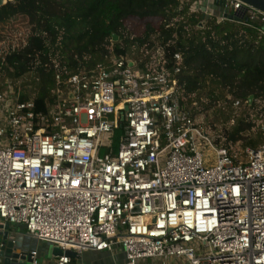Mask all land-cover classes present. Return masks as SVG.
<instances>
[{"label": "built area", "instance_id": "1", "mask_svg": "<svg viewBox=\"0 0 264 264\" xmlns=\"http://www.w3.org/2000/svg\"><path fill=\"white\" fill-rule=\"evenodd\" d=\"M211 1L221 12L205 16H248L264 37V13ZM174 60L142 49L56 74L44 110L37 93L22 102L1 89L0 225L63 252L118 248L125 264H264V144L243 158L217 145L186 106Z\"/></svg>", "mask_w": 264, "mask_h": 264}, {"label": "trees", "instance_id": "2", "mask_svg": "<svg viewBox=\"0 0 264 264\" xmlns=\"http://www.w3.org/2000/svg\"><path fill=\"white\" fill-rule=\"evenodd\" d=\"M197 1L7 0L0 7V28L29 36L24 45L10 48L0 59V73L16 78L15 71L23 67L24 73L32 74L36 108L44 110L56 74L66 80L106 65L113 57L140 54L157 45L169 66H174L176 54L181 55L177 79L186 106L201 95L211 102L230 96L232 104H246L264 121V37L246 25L259 22L247 16L245 24L218 23L195 9ZM15 92L22 102L30 99ZM255 127L248 118L234 121L223 132L224 146L244 142V147L258 149L264 144V123L254 136L245 137Z\"/></svg>", "mask_w": 264, "mask_h": 264}, {"label": "rangeland", "instance_id": "3", "mask_svg": "<svg viewBox=\"0 0 264 264\" xmlns=\"http://www.w3.org/2000/svg\"><path fill=\"white\" fill-rule=\"evenodd\" d=\"M7 1V0H6ZM203 5L213 10L214 14L218 15L221 11L217 4L212 3L211 0H204ZM29 34L26 33L23 37H18L13 34L7 27L0 28V59L9 51L10 48H18L26 43ZM119 41V40H118ZM158 46L153 48V51H157ZM136 53V52H135ZM136 55V54H133ZM1 68H4L2 66ZM17 77L9 78L5 77L6 72L0 73V88L4 89L8 85L11 86L15 91H20L21 94L25 93L31 97L36 93V86L32 84V74L24 73L23 67H19L15 71ZM201 99L196 100L192 105H188L190 110H195L194 117L197 123L203 125L206 130L214 137L215 141L220 140V145H226L225 139L222 137L225 130H229L234 125V121H238L241 118H248V121H254L256 127L245 134V137H252L258 131L264 121L259 120L257 112L252 108L250 109L246 104L239 107H234L232 104L233 98L227 96V101L211 102L207 95H201ZM215 103V105H214ZM244 142H238L235 145H231L228 148L231 149L233 155L239 158L245 157V150L248 148L244 147ZM227 146V145H226ZM208 157L212 158V154L205 150L204 152ZM26 233V232H24ZM41 247L45 251V256L50 259L54 245L49 243L41 242ZM41 256V255H40ZM43 262V257L40 258Z\"/></svg>", "mask_w": 264, "mask_h": 264}, {"label": "water", "instance_id": "4", "mask_svg": "<svg viewBox=\"0 0 264 264\" xmlns=\"http://www.w3.org/2000/svg\"><path fill=\"white\" fill-rule=\"evenodd\" d=\"M242 3L252 7L253 9L264 13V0H239ZM6 4L5 0H0V7ZM196 10H201L204 13L206 11L205 6H195ZM229 20L242 23L243 19L239 15H226ZM118 37L114 36V41H117ZM73 256L74 252L65 251L63 252L60 248L55 247L52 251V256L50 259L43 257V262H41L39 257H33L32 253L24 252L22 249L18 248L16 242L11 240L9 237V225H0V264H53L54 261L61 255Z\"/></svg>", "mask_w": 264, "mask_h": 264}, {"label": "crops", "instance_id": "5", "mask_svg": "<svg viewBox=\"0 0 264 264\" xmlns=\"http://www.w3.org/2000/svg\"><path fill=\"white\" fill-rule=\"evenodd\" d=\"M220 9V8H219ZM23 226L9 227V237L16 242L18 248L24 252L37 253V257L45 256V251L41 247V242L24 233ZM41 255V256H40ZM71 264H125V255L118 248L113 251H85L82 254H74ZM139 264H167L163 260L148 259L139 262Z\"/></svg>", "mask_w": 264, "mask_h": 264}]
</instances>
